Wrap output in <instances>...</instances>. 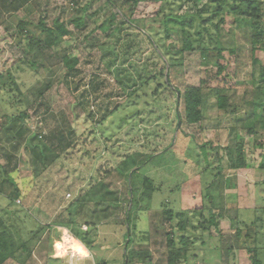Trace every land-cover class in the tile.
Segmentation results:
<instances>
[{
  "label": "rangeland",
  "instance_id": "rangeland-1",
  "mask_svg": "<svg viewBox=\"0 0 264 264\" xmlns=\"http://www.w3.org/2000/svg\"><path fill=\"white\" fill-rule=\"evenodd\" d=\"M74 1L77 4H73ZM208 1L184 0L182 3L174 0V13H195L207 4L211 6L212 3ZM85 5L88 8L86 12L81 10ZM158 6L153 0H142L132 17V12L126 6L123 10H126L132 23L123 25L120 24V18L113 24L109 23L108 11H117L111 9L105 0H31L16 14L18 19L26 17L35 23L42 19L49 27H54L55 21L68 23L83 13L87 15L86 27L76 32L75 38L58 47V51L68 48L70 57L78 59L77 90L72 85L69 87L64 84L66 69L55 60L48 63V71L34 75L18 61L25 57V38L21 45H17L12 39L13 27L8 26V30L0 28V72L9 73L17 96L14 101L22 103L18 108L28 110L32 115L26 121L25 128L35 132L44 127L38 114L42 115L47 109L39 107L38 114L34 116L31 106L37 91L43 90L41 81L50 82L52 87L45 92L42 101L48 106L49 112L58 117L65 115L67 123L74 129L76 144L81 145L85 141L84 146L90 151L87 153L75 147L69 154L51 160L49 167H44L41 162L35 164L33 149L41 147L31 140L34 134L29 132L30 143L27 142L26 147L18 151L20 165L17 179L21 197H15V194L12 199L0 196V216L11 225L10 230L16 239L28 241V233L37 230L40 224L37 219L38 208L43 207L49 213L57 212V218L70 217L68 209L75 204L70 210H73L75 220L88 223L86 234L77 233L83 239L88 235V241L95 242L91 252L96 262L101 260L105 264H125V254L134 252L133 264H166V234L172 227L175 229V222L171 221L170 224L163 212L188 210L186 216L190 221V230L187 235L191 239H194L192 235H196L198 241L201 240L200 232L192 230L197 225L198 217L192 214L200 207L206 188L213 182L215 168L221 166L223 171L220 174L219 191L218 195H214L215 203L220 204L223 215L219 220L223 237L221 247L208 248L206 244L195 242L190 247L195 257H191L187 264H227L226 250L233 244L235 233L233 222L249 225L255 218V209L264 206V170L259 169L264 154V87L254 86L251 76L253 54L249 40L250 27L245 20L238 22L230 16L225 17L224 23L218 28H211L210 32L218 35L222 47L235 48L233 54L228 53V50L222 53L223 59L219 63L225 69L218 73L215 58L207 63L198 52L177 53L181 31L172 25L169 26L174 27V30H164L162 23L168 21L166 14L170 12V7L164 4L157 14ZM238 16L243 17L244 14ZM105 21L106 29L102 31L99 26ZM109 34L114 35L110 37ZM204 41L210 49L213 48L208 36H205ZM158 52L162 53L161 58H158ZM181 56V64L168 67L170 58L179 59ZM254 56L260 65H264V51L257 49ZM157 71L163 73L153 79ZM167 75L171 88L166 82ZM5 79L2 81L5 82ZM159 81L162 86H159ZM91 82L99 83V88L96 93L90 92L89 102L84 104L81 95L89 89ZM201 82L207 87L205 93L217 86L225 87L231 95L234 93L237 105L234 117L238 122H219L211 93L203 108L200 123H186L183 101L174 89L183 92L187 88L198 87ZM1 94H4L5 100L14 96L10 92ZM102 101H108L106 106L101 107L102 110L105 107L113 112L108 114L105 121L97 124V116L101 113L99 104L104 103ZM6 102H0V115L13 112V106ZM89 114L94 115V118ZM176 115L180 119H176ZM49 122L54 124L52 120ZM248 122L252 123V133L248 132ZM241 141L245 167L230 171L226 169L227 160L222 156L224 153L219 151V157L222 158L218 161L217 151L212 148L234 146ZM134 153L143 154L140 161L142 165L128 172L129 177L138 168L131 178L134 201L125 220L130 205L127 199L121 204L123 207L120 210H108V203L98 198L96 193L92 196L90 189H98L103 183L115 193L116 201H120L125 195L123 181L113 171L121 165L125 155ZM3 163L0 159V164ZM106 171H112V176L108 177ZM229 175L236 177L233 185L229 184L232 179ZM143 177L149 178L156 187L149 200L141 195ZM8 187L11 189L8 183L4 184V190ZM87 192L91 193L90 201L84 206V202L77 199L81 195L84 197ZM100 193L105 195L106 200L112 198L104 188ZM56 202L58 204L54 205ZM118 205L113 204L114 207ZM5 209L8 211L6 215L3 212ZM64 221L68 223L69 220ZM120 234L125 235L121 245L118 244ZM211 234L216 236L214 229ZM208 242L211 246L217 244L216 239ZM28 245L33 253L34 243ZM202 245L206 246L202 248ZM236 258L234 264L240 261V264H249L241 252ZM17 263L19 261L9 260L5 264ZM48 263L55 264L52 260H48Z\"/></svg>",
  "mask_w": 264,
  "mask_h": 264
},
{
  "label": "trees",
  "instance_id": "trees-1",
  "mask_svg": "<svg viewBox=\"0 0 264 264\" xmlns=\"http://www.w3.org/2000/svg\"><path fill=\"white\" fill-rule=\"evenodd\" d=\"M31 0H0V28L8 30V26H12L14 29V35L12 39L17 45H21L23 39L25 38V53L21 59L18 61L22 62L23 65L34 75H39L41 71H48V63L51 60H55L60 63L65 69L66 74L63 77V82L67 86H73L74 90L78 89L79 83L77 84V78L79 71L76 68L78 65V59L76 57H70L69 49H61L58 51V47L63 42H68L75 38L76 32L83 30L87 25V15L83 13L79 17H76L69 21L68 23L64 22H54V27H49L46 25L44 20H39L37 23L31 21L28 18L18 19L16 14L24 9V7ZM107 5L111 9H115L117 13H114L112 10L108 11V19L110 24L116 22L117 18L121 19L120 24L132 23L130 16L126 13V10H123L127 6V10L131 11V17L135 11L136 6L142 2V0H105ZM174 0H153L154 3H157L158 9L156 13L161 12L164 4L169 5L170 12L166 14L168 21L162 23L165 31H172L174 27H177L181 31V40L180 47L177 48V53L183 55V52H198L200 58L207 63L211 62L215 58L216 66L218 67V73L224 72L225 67L219 63L223 59L222 53L228 50V53L233 54V49H228L222 47L220 42H218V35H212L211 28H218L225 21V17L232 16L235 21L242 22L245 20L250 27V46L251 52V61L253 66V71L251 76L254 79V86L264 87V65H260L257 58H255L254 53L257 49L264 51V0H209L212 5L207 6V9L197 10L195 13L178 15L174 13ZM182 3L184 0H180ZM187 1V0H186ZM73 4H77L75 1ZM82 11L86 12L88 10L85 5ZM239 14H244L243 17H239ZM207 15V17H206ZM205 17V19H203ZM216 20V22H213ZM210 22L209 25H207ZM105 21L102 25L99 26V29L104 31L106 29ZM172 25L174 27H170ZM193 28V31L191 30ZM114 35V34H113ZM111 35V36H113ZM110 36V34L108 35ZM110 36V37H111ZM205 36H208L209 41L213 42V48L206 44L204 41ZM166 55V51L164 52ZM158 58L162 57V53L158 52ZM182 56L179 59L170 58L168 67H173L175 65L181 64ZM162 71H157L156 75L152 78H157V75H162ZM257 74V77L255 76ZM6 77L5 82L2 81ZM162 78V77H161ZM160 78V79H161ZM162 82V81H161ZM166 82L170 86L169 77L167 75ZM43 90H38L36 93V98L34 103L31 106V110L34 111L33 115L36 116L39 112V107L44 106L45 110L42 115L38 114L40 117L39 120L43 123L44 127L36 130L35 132L31 131L26 127V121L32 116L28 113V110L19 109L18 105H21L20 101L15 102L14 99L17 97L15 95V90L12 88L14 83L9 79V73L0 72V102L8 101V104L13 106V112L8 113L4 112L0 115V159L3 160V164H0V196H3L8 199H12V195L15 194V197H21L20 186L18 185L19 176V149L21 147H26V144L30 143V134H34V138L31 139L40 144V148L33 149V158L35 164L37 161L42 163V166L49 167L51 160L56 159L59 155L69 154L70 150L77 147V150H86L85 141L81 145H77V141L73 139L74 129L67 123L65 115L58 117L52 112L48 111V106L45 105L44 94L49 90L52 85L50 82H43ZM102 84V83H100ZM165 84V82L163 83ZM204 82H201L198 87L187 88L185 91H179L174 89V91L179 93L180 99L183 101L184 109V120L188 125L198 124L203 119V108L206 106L207 100L212 93V97L215 100V107L218 110L219 122H238L234 115L237 110V105L234 100V93L231 95L229 90L225 87H214L205 93L207 90ZM159 86H162L159 81ZM99 88V83L91 82L89 89L81 95L82 103L86 104L89 102L88 97L91 95L90 92L96 93ZM157 91V90H156ZM155 91V93H156ZM1 92L13 93L14 96H10L8 100H5L4 94ZM88 94V96H87ZM178 96V95H177ZM104 102V101H102ZM108 102V101H107ZM106 102V103H107ZM16 103V104H15ZM106 103L99 104L100 114L97 116V124L103 122L107 119L108 114L112 113L109 108L102 110L101 107L106 106ZM97 105V106H99ZM91 118H94V115L89 114ZM176 119H180L176 115ZM54 121V124L49 121ZM252 121V120H251ZM39 123V122H38ZM37 123V125H38ZM248 132L252 133L253 128L251 127L252 123L248 122ZM30 132V134H29ZM28 142V143H27ZM263 148L262 145H260ZM212 148V147H211ZM204 149V145H202ZM243 141L235 144L234 146H227L224 148L216 147L212 150H216V155L219 157V151L223 152V157L226 158V169L230 171H235L245 167L243 160L242 150ZM90 153V151H85ZM71 153V152H70ZM143 157L142 153H134L130 155H125L120 166L114 168L116 174L120 176L119 179L123 181V193L124 197L120 201L115 197V193L108 190L103 183L95 189L94 187L90 189V192L98 193L100 190H106V193L112 198L106 200L104 194H100L101 200H105L108 203L107 209H121L124 204L125 199L129 202V208L125 213V220L128 219V213L132 208V203L134 198H132V175L135 173L138 168L134 169L129 177L128 172L140 164L141 158ZM219 157L218 161L221 160ZM38 164V163H37ZM216 173L213 177V182L206 188L204 196L201 198L200 207L196 208L192 214L193 217H197V225L192 230L199 231L202 239L198 241V237L194 236V239H191L187 235V231L190 230V221L186 216L188 210L174 212L173 210H165L163 216L165 219L168 218L169 223L171 221L175 222V229L172 227L171 231L166 234V264H187L191 257H195V254H192L190 247L195 242H201V244L208 245V248H217L222 243V236L219 229V220L223 218L222 210L220 204L215 203V197L219 191V183L221 173L223 171L221 166L215 168ZM259 169L264 170V154L259 163ZM112 171H106L108 177L112 176ZM231 179L230 185L234 184L235 178L234 175H229ZM233 176V177H231ZM227 181V180H226ZM8 183L11 187L4 190V184ZM143 192L141 193L143 198L151 199L153 193L156 191L154 183L147 177H143ZM93 189V190H92ZM213 191V193H211ZM91 193H85L78 197L79 202L86 203V195L89 196ZM218 195V194H217ZM12 201V200H9ZM114 203H119L118 206L114 207ZM106 209V211H107ZM4 214L8 211L6 209L3 211ZM9 217L10 213L7 214ZM14 217V215H13ZM183 217V218H182ZM182 218V219H181ZM171 224V223H170ZM235 227V233L233 237V244H231L226 250L227 264H234L237 260L238 252H241L245 257V260L249 264H264V206H260L255 209V218L249 224H237L233 222ZM11 225L8 221H5L3 217L0 216V264H5L7 261H13L25 264L28 259L32 257V249L29 248L30 243H36L37 231L31 233V237L28 241H22L21 239H16L14 233L10 230ZM15 228V227H14ZM198 228V229H196ZM214 229L216 236L211 234V230ZM18 231V230H17ZM16 233V231H14ZM180 234V236H179ZM128 235V233H127ZM179 236V237H178ZM35 239V241H34ZM217 240V244L212 246L208 244L210 240ZM252 244H251V243ZM202 245L200 247L204 248ZM126 249L128 245L125 246ZM221 247V246H220ZM25 253L23 256L22 254ZM19 256V257H17ZM21 257V258H20ZM20 258V259H19ZM142 260V259H141ZM146 260V259H145ZM144 260V261H145ZM241 262V261H240ZM239 262V264H240ZM134 263V252L130 254H125V264Z\"/></svg>",
  "mask_w": 264,
  "mask_h": 264
},
{
  "label": "crops",
  "instance_id": "crops-1",
  "mask_svg": "<svg viewBox=\"0 0 264 264\" xmlns=\"http://www.w3.org/2000/svg\"><path fill=\"white\" fill-rule=\"evenodd\" d=\"M96 194H98V198L101 197L100 192H96ZM89 197L86 200V205L90 201ZM56 204L58 203L56 202L54 205ZM73 205L71 208H73ZM71 208L68 209L71 214L70 217L58 218L56 217L57 212L49 213L43 207L38 208L39 227H37V230H31L28 233V238H30L31 233L37 231L36 243L32 257L25 264H49L48 260H52L55 264H105L101 260L96 262L94 259L95 255L91 252V247L95 242L93 240L88 241V235L86 239L79 237V232L82 234L88 232V223H80L75 220L73 210L70 211ZM65 219L69 220L68 223L64 221ZM124 237L123 234L119 235V245L123 243L121 239L124 240ZM60 244L62 245L61 248L59 247Z\"/></svg>",
  "mask_w": 264,
  "mask_h": 264
},
{
  "label": "built area",
  "instance_id": "built-area-1",
  "mask_svg": "<svg viewBox=\"0 0 264 264\" xmlns=\"http://www.w3.org/2000/svg\"><path fill=\"white\" fill-rule=\"evenodd\" d=\"M70 197V195L69 194H67V198H69Z\"/></svg>",
  "mask_w": 264,
  "mask_h": 264
},
{
  "label": "water",
  "instance_id": "water-1",
  "mask_svg": "<svg viewBox=\"0 0 264 264\" xmlns=\"http://www.w3.org/2000/svg\"><path fill=\"white\" fill-rule=\"evenodd\" d=\"M178 94H179V93L177 92V95H178ZM179 125H180V122H179ZM179 125H178V126H179Z\"/></svg>",
  "mask_w": 264,
  "mask_h": 264
}]
</instances>
